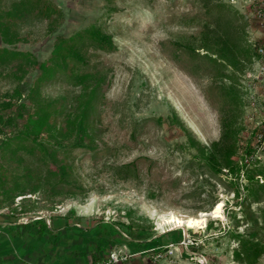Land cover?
<instances>
[{
    "label": "rangeland",
    "instance_id": "rangeland-1",
    "mask_svg": "<svg viewBox=\"0 0 264 264\" xmlns=\"http://www.w3.org/2000/svg\"><path fill=\"white\" fill-rule=\"evenodd\" d=\"M16 1L0 0V13ZM52 1L64 11L59 23L51 29L47 20L33 14L18 19L15 28L20 40L10 47L31 51L44 61L58 35L70 36L97 22L103 25L117 49H91L90 65L95 66L87 67L106 75L99 105L102 133L97 150L77 148L73 152L76 179L84 192L60 202V196L51 195L44 187L25 196L30 197L25 201L26 211L20 209L22 196H17L15 204L0 209L1 213L16 215L20 222L69 213L73 222L82 226L109 225L121 238L134 243L138 248L134 252L141 251L137 255L143 256L146 264H242L235 256L239 235L255 230L264 240V190L254 193L246 178V171L264 169V150L252 149L250 164L243 165L245 154H250L245 152L246 143L254 141L264 122V74L260 73L264 61L260 60L261 65L255 61L244 74H238L242 119L247 126L240 133L242 146L235 157L240 173L234 176L223 169L217 174L191 146L188 133L210 148L220 139L223 122L235 103L226 94L229 82L217 78L215 66L202 56L206 48L196 56L187 46L199 49L207 25L220 30L221 24L230 27L232 18L239 27L248 21L250 41L264 43L262 19L250 8L262 7L264 0ZM217 4L226 5L219 8L227 18L221 24L217 22ZM110 7L117 10L110 14ZM0 46H7L1 36ZM2 70L0 66V74ZM37 75L38 71L31 70L28 81L33 83ZM13 88V81L0 77V97ZM42 91L45 97L67 94L71 100L80 87L55 81ZM174 116L181 123L173 120ZM3 162L12 166L0 160ZM130 162L137 165L136 176L117 174L119 165ZM256 177L264 182V175ZM220 200L223 211L214 217L211 212ZM15 206L18 209L13 213ZM203 211L210 215L202 228L171 229L166 222L172 215L197 216ZM95 244L88 246L95 248ZM112 250L134 255L122 244ZM158 254L162 257L157 258ZM257 264H264V254Z\"/></svg>",
    "mask_w": 264,
    "mask_h": 264
},
{
    "label": "trees",
    "instance_id": "trees-1",
    "mask_svg": "<svg viewBox=\"0 0 264 264\" xmlns=\"http://www.w3.org/2000/svg\"><path fill=\"white\" fill-rule=\"evenodd\" d=\"M216 6L219 11L217 22L221 24V20L227 18L220 14L219 8L226 5ZM250 8L252 13H256L261 7ZM116 10V7H110L109 12L112 14ZM29 14L47 20L51 29L65 16L63 9L52 0H17L11 9L0 13V36L7 45L0 46V66L3 69L0 77L10 79L14 84L13 89L0 97V160L12 165L0 164V209L10 207L15 204V197L22 196V210L25 201L30 198L25 196L41 192L44 187L51 195L60 196V202L67 196L84 192L83 185L76 179L73 152L77 148L88 151L98 148L97 141L102 133L99 105L103 101L102 85L106 79L105 73L100 70H87L93 64L90 65V50L113 52L117 49L112 35L97 22L70 36L58 35L49 58L41 61L31 51L10 47L20 40L15 28L16 20ZM231 21L230 27L221 24L220 30H213L207 25L201 47L194 49L188 45L187 48L196 56L199 55L198 50L206 48L202 56L215 66L214 75L229 82L225 90L231 102L235 103L233 110L223 122L220 139L213 142L210 148L190 133L188 136L191 146L198 150L215 173L226 169L237 176L240 166L235 157L242 146L240 133L247 129L242 119L244 104L238 88L241 85L238 74L240 71L244 74L257 60L264 61V56L259 51V43L251 42L246 34L248 21L240 27L233 23L234 18ZM31 70L38 71L33 83L27 79ZM55 81L75 85L80 87V91L71 100L67 94L45 97L43 87ZM158 120L162 122L163 118ZM173 120L181 123L175 116ZM251 133L254 134V131ZM252 149L249 140L245 152L251 153ZM116 172L124 177H133L137 174V165L135 162L119 165ZM254 172L246 171V178L257 194L260 188L264 190V182L260 183L256 176L264 175V169ZM17 209L13 207L12 212H17ZM13 217L20 219L16 215ZM40 221L37 219L36 223ZM239 236L240 248L235 250L236 260L242 264H257L264 254V240L255 230Z\"/></svg>",
    "mask_w": 264,
    "mask_h": 264
},
{
    "label": "crops",
    "instance_id": "crops-1",
    "mask_svg": "<svg viewBox=\"0 0 264 264\" xmlns=\"http://www.w3.org/2000/svg\"><path fill=\"white\" fill-rule=\"evenodd\" d=\"M47 216L20 222L0 211V264H95L107 259L118 244L134 255L127 261L112 264H146L144 257L139 256L141 251L134 252L138 249L134 243L121 238L109 225L82 226L73 222L69 213ZM37 219L41 221L36 223ZM93 242L95 248L89 247ZM78 245H81L79 252Z\"/></svg>",
    "mask_w": 264,
    "mask_h": 264
},
{
    "label": "built area",
    "instance_id": "built-area-1",
    "mask_svg": "<svg viewBox=\"0 0 264 264\" xmlns=\"http://www.w3.org/2000/svg\"><path fill=\"white\" fill-rule=\"evenodd\" d=\"M257 14H258V18L262 19L260 24H262V26H264V4L257 11ZM255 41H257V39H255ZM259 45H260L259 51L264 56V43L261 42V43H259ZM256 62L261 65L260 60H257ZM260 70H261L260 73L264 74V65L260 67ZM255 135L256 136H255L254 141L252 142V147H253V150H256V152H260L261 150H264V122L262 123L261 130H258L255 133ZM253 153L254 152L252 151V153H250V154H245V156H246L244 158L245 163H243V165L250 164V161H251L250 158H253V156H254ZM242 175L245 176V170H243V169H242ZM48 223H49V220H48ZM170 253H171V251H170ZM130 256L131 255H129V254H121V253H117L115 251H111L108 258L105 259L104 261H102L101 263H98V264L118 263V262L126 261ZM156 257L159 258V257H162V255L158 254V255H156ZM157 258H156V260H157Z\"/></svg>",
    "mask_w": 264,
    "mask_h": 264
},
{
    "label": "bare ground",
    "instance_id": "bare-ground-1",
    "mask_svg": "<svg viewBox=\"0 0 264 264\" xmlns=\"http://www.w3.org/2000/svg\"><path fill=\"white\" fill-rule=\"evenodd\" d=\"M224 202L222 200L218 201L215 206L214 210L211 214L214 217L221 216V212L223 211ZM210 215L208 212H200L197 216H186L181 217L178 215H172L167 219V224H170L171 229L174 227H183L184 229H191V228H202L207 221V216Z\"/></svg>",
    "mask_w": 264,
    "mask_h": 264
},
{
    "label": "water",
    "instance_id": "water-1",
    "mask_svg": "<svg viewBox=\"0 0 264 264\" xmlns=\"http://www.w3.org/2000/svg\"><path fill=\"white\" fill-rule=\"evenodd\" d=\"M39 218H40V216H39ZM187 231V230H186Z\"/></svg>",
    "mask_w": 264,
    "mask_h": 264
}]
</instances>
